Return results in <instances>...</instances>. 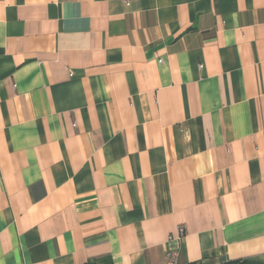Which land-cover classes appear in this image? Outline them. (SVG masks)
Listing matches in <instances>:
<instances>
[{"label": "crops", "instance_id": "obj_1", "mask_svg": "<svg viewBox=\"0 0 264 264\" xmlns=\"http://www.w3.org/2000/svg\"><path fill=\"white\" fill-rule=\"evenodd\" d=\"M168 251L264 264V0H0V264Z\"/></svg>", "mask_w": 264, "mask_h": 264}, {"label": "built area", "instance_id": "obj_2", "mask_svg": "<svg viewBox=\"0 0 264 264\" xmlns=\"http://www.w3.org/2000/svg\"><path fill=\"white\" fill-rule=\"evenodd\" d=\"M182 228H178L179 234L182 233ZM159 264H180L179 263V255L176 251H168L164 255V260ZM193 264H201V263H193Z\"/></svg>", "mask_w": 264, "mask_h": 264}]
</instances>
